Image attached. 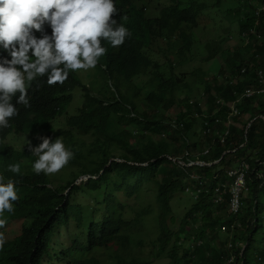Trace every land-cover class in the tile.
<instances>
[{
  "label": "trees",
  "instance_id": "trees-1",
  "mask_svg": "<svg viewBox=\"0 0 264 264\" xmlns=\"http://www.w3.org/2000/svg\"><path fill=\"white\" fill-rule=\"evenodd\" d=\"M238 1L237 8L228 9L244 46L230 45L224 51L226 62L216 76L209 77L203 69L186 71L193 65V30L207 9L205 0H113L118 10L113 18L131 36L118 48L101 41L107 52L96 68L107 94L95 91V82L85 86L69 70L63 85L49 86L47 77L33 81L28 88L30 107L13 98L18 115L9 120L8 128L0 129V174L15 181L19 198L13 202L14 212H5L0 220H22V226L9 240L4 239L5 229L0 231V264H105L94 256L95 249L130 245L145 209L153 211L152 204L143 206L145 195H152L157 205L159 244L150 256L139 252L117 264H156L153 260L165 252L168 264H227L242 245L243 257L231 264H264V95L243 97L247 88L257 87L258 71L264 69V12L256 13L264 0ZM44 31L51 34L47 24ZM154 47L166 55L164 64L149 55L148 51L156 52ZM215 55L211 52L210 59ZM4 58L11 57L0 46V60ZM144 76L143 84L136 83ZM76 88L78 112L68 116L62 128L60 118L67 115ZM232 104L239 110L236 115L230 114ZM133 124L139 129L128 128ZM227 130L221 143L220 135ZM40 137L61 139L74 158L57 173L35 174L32 163L37 157L26 143L37 146ZM11 140L24 146H14ZM219 160L213 166H188ZM17 163L19 174L6 171ZM243 164L248 165L249 195L243 211L230 217L235 179L228 172ZM81 177L87 179L77 184ZM217 188L225 191L221 204L215 202ZM78 195L92 202H78ZM183 196L192 204L173 235L167 218L172 201ZM127 199H139L140 209L129 206ZM127 208L133 217H126ZM72 220L85 240L75 239L70 249L59 252L56 238ZM235 222L241 225L238 231L220 232ZM172 236L177 242L187 239L191 247L176 243L167 252ZM83 254L85 259L77 257Z\"/></svg>",
  "mask_w": 264,
  "mask_h": 264
},
{
  "label": "clouds",
  "instance_id": "clouds-1",
  "mask_svg": "<svg viewBox=\"0 0 264 264\" xmlns=\"http://www.w3.org/2000/svg\"><path fill=\"white\" fill-rule=\"evenodd\" d=\"M117 13L113 0H0V46L11 57L0 60V129L18 115L14 97L18 105L30 107L28 88L33 81L47 77L49 86L63 85L69 70L96 67L107 52L102 40L113 48L122 46L131 32L113 18ZM39 139L37 146L26 143L37 157L32 163L35 174L57 173L74 158L61 139ZM6 171L19 174L20 164H9ZM18 198L15 181L0 174V216L13 213Z\"/></svg>",
  "mask_w": 264,
  "mask_h": 264
},
{
  "label": "rangeland",
  "instance_id": "rangeland-1",
  "mask_svg": "<svg viewBox=\"0 0 264 264\" xmlns=\"http://www.w3.org/2000/svg\"><path fill=\"white\" fill-rule=\"evenodd\" d=\"M207 2V9L202 14V18L200 20V26L193 30L195 43L193 44V53L191 54V58L193 61V65H190L186 71L189 73L194 70L203 69L207 71L209 77L216 76L222 66L225 65L226 58L224 56V51L231 45L232 48H235L237 45L244 46L243 39L239 36V30L237 27V22L235 18L230 14V7L237 8L239 5L238 0H221L220 3H217V0H205ZM156 5H154L155 7ZM153 7V8H154ZM229 39V41H227ZM156 52L148 51L152 60L160 63L161 65L167 61L166 55L163 53H159L155 48ZM215 52V57L210 59V53ZM243 52V51H241ZM190 64V63H189ZM188 64V65H189ZM77 76L80 78L82 83L85 86L92 85L94 82L97 83V87L94 88L95 91H100L102 94H107L106 88H103L101 82H103V77L99 70L95 68H90L87 70L81 69L75 71ZM98 72L97 77L94 76ZM243 73V71H242ZM147 76L139 78L136 83L143 84ZM80 105V96L78 93V88H76L73 96V102L68 108L67 115L60 118V125L62 128H66V119L68 116L72 114H76L78 112V107ZM234 125V124H233ZM129 129H139L138 124H133L128 126ZM12 142V140L10 141ZM12 145L22 147V142L13 141ZM80 184V183H79ZM249 195V191L244 187L241 191V199L242 203H245ZM262 200L264 201V196L261 195ZM78 202H84L88 204V202H92L91 197L78 195L76 198ZM125 200V198H123ZM143 206L146 208L149 204H152L153 211L148 212L147 208L145 209V215L142 217L140 223L134 229V235H132L130 245H123L122 243H114L109 245L106 248H97L94 251V256L97 257L101 262L103 261L105 264H117L118 260H126L133 255L139 256V252H141L143 257L150 256V252L153 253V246L156 243L159 244L160 235L157 225L156 213L157 205L152 195H145L143 198ZM127 204L133 209L139 210L140 203L139 199H127ZM192 200L183 196L182 198H176L172 201V213L167 218V225L171 228V232L173 235L179 232V228L181 225V220L184 218L187 210L191 207ZM245 204L241 207L243 211ZM134 212L130 208H127L126 217H133ZM264 217V215H262ZM87 222V220L85 221ZM22 226V220H14L4 223V225L0 226V231L4 228L6 234L4 235L5 240L12 239L16 235L20 234ZM182 226V225H181ZM189 229V226L186 227ZM264 233V229L262 230ZM181 239L185 237L184 233L180 235ZM77 239L80 241H84V236L77 226L75 221H70L69 225L66 229L62 230V234L57 236L56 241L58 242L59 249L63 248L66 250L70 249L73 245V241ZM178 243L186 247H191V242L187 241V239L182 242H177V239L172 236L169 245L167 246V252L174 246V244ZM183 246V247H184ZM192 249V248H191ZM60 249L59 252H61ZM182 249H179L181 252ZM79 259H85L86 255H77ZM170 262V258L168 254L165 252L161 256H158L153 263L156 264H168ZM48 264H67V262L60 261H49ZM195 264H198L197 262Z\"/></svg>",
  "mask_w": 264,
  "mask_h": 264
},
{
  "label": "built area",
  "instance_id": "built-area-1",
  "mask_svg": "<svg viewBox=\"0 0 264 264\" xmlns=\"http://www.w3.org/2000/svg\"><path fill=\"white\" fill-rule=\"evenodd\" d=\"M262 12H264V5L256 8V13L259 16L262 15ZM244 72H245V69L243 70V73ZM255 95L257 96L264 95V69H261L258 71L257 87L247 88L243 94V97L251 98V97H254ZM238 112H239L238 108L235 106V104H232L230 114L236 115L238 114ZM230 122H231V119L228 121V124H230ZM227 135H228V130L224 134L220 135L221 143L225 142ZM207 153L208 151H205V154ZM240 168L241 169L231 170L228 172L229 177L235 179L231 187V200L228 206V214L230 217L237 216L241 212V207L243 205L242 199H241V191L244 187L246 188L245 170L248 169V165L243 164ZM216 193H217V196L215 198V202L217 204H221L223 201L224 195H225V191H222V188H217ZM195 195L197 196V194ZM240 228H241L240 223L235 222L231 226H226V225L222 226L220 228V232L225 233L229 229L231 231H238ZM240 245L242 244L239 243L238 246ZM231 247H232V244H230V248ZM244 249H245V246L242 245V250L239 252V255L233 252L230 258L228 259L227 264H231L232 262L234 263L236 259L242 258ZM236 264H239V263H236ZM240 264H243V263H240Z\"/></svg>",
  "mask_w": 264,
  "mask_h": 264
},
{
  "label": "water",
  "instance_id": "water-1",
  "mask_svg": "<svg viewBox=\"0 0 264 264\" xmlns=\"http://www.w3.org/2000/svg\"><path fill=\"white\" fill-rule=\"evenodd\" d=\"M255 119H253V120H251L250 122H249V124H248V128H249V126L251 125V123L254 121ZM225 155V154H224ZM110 161H112V159L110 160ZM220 162V160L219 161H216V162H214V163H204V162H194L193 164H200V165H202V166H213V165H215V164H217V163H219ZM184 164V163H183ZM193 164H189L188 166H191V165H193ZM87 178L86 177H81V179H79L76 183L77 184H79V183H81V181H84V180H86Z\"/></svg>",
  "mask_w": 264,
  "mask_h": 264
}]
</instances>
